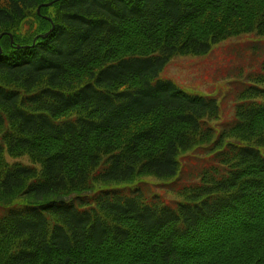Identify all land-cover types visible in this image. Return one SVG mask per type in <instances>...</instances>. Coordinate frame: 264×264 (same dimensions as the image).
<instances>
[{
	"label": "trees",
	"instance_id": "1",
	"mask_svg": "<svg viewBox=\"0 0 264 264\" xmlns=\"http://www.w3.org/2000/svg\"><path fill=\"white\" fill-rule=\"evenodd\" d=\"M243 34L264 0H0V264H264V62L218 132L214 98L159 79Z\"/></svg>",
	"mask_w": 264,
	"mask_h": 264
},
{
	"label": "rangeland",
	"instance_id": "2",
	"mask_svg": "<svg viewBox=\"0 0 264 264\" xmlns=\"http://www.w3.org/2000/svg\"><path fill=\"white\" fill-rule=\"evenodd\" d=\"M37 11L38 9L35 11L36 14ZM33 22L35 23L34 17ZM23 27L24 24L21 29ZM10 37L13 36L10 35ZM263 62L264 37L243 34L222 41L204 56L173 57L160 73L159 79L171 81L185 93L214 98L220 109V119L216 122L210 121V123L218 132L220 127L217 123H227L233 120L237 104L236 97L243 86L248 84V74L260 72ZM184 155L180 178L183 182L195 181L199 172L207 166V158L199 150ZM5 159L11 164H32L25 155L18 158L5 156ZM142 180L145 183V197L160 195L164 203H175L180 200L176 194L167 191L163 185L169 181H158L153 177H143ZM18 204L19 201L14 203L15 206ZM6 210V207L1 206L0 216Z\"/></svg>",
	"mask_w": 264,
	"mask_h": 264
},
{
	"label": "water",
	"instance_id": "3",
	"mask_svg": "<svg viewBox=\"0 0 264 264\" xmlns=\"http://www.w3.org/2000/svg\"><path fill=\"white\" fill-rule=\"evenodd\" d=\"M56 1H57V0H56ZM52 4H53V3H49V4H45V5H41V6L38 8L37 14L39 15V10H40L41 7H44V6H50V5H52ZM47 34H48V33H47ZM47 34H45V36H39V37H36L35 40L38 39V38H45ZM10 39H11V43H12V38L10 37ZM35 40H34V41H35ZM33 43H34V42H33ZM17 48H18V47H17ZM0 52H1V49H0Z\"/></svg>",
	"mask_w": 264,
	"mask_h": 264
}]
</instances>
